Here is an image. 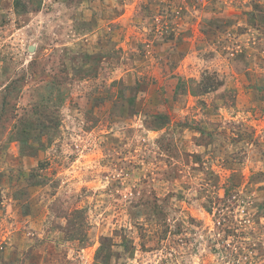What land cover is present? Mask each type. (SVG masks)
Segmentation results:
<instances>
[{
    "label": "rangeland",
    "instance_id": "obj_1",
    "mask_svg": "<svg viewBox=\"0 0 264 264\" xmlns=\"http://www.w3.org/2000/svg\"><path fill=\"white\" fill-rule=\"evenodd\" d=\"M0 264H264V0H0Z\"/></svg>",
    "mask_w": 264,
    "mask_h": 264
}]
</instances>
